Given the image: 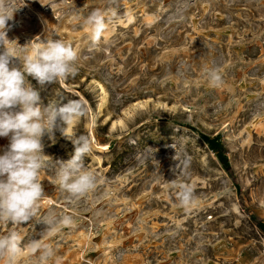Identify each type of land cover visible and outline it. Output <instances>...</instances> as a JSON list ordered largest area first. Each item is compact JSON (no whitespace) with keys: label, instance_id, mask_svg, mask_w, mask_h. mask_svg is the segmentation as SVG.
I'll list each match as a JSON object with an SVG mask.
<instances>
[{"label":"rangeland","instance_id":"1","mask_svg":"<svg viewBox=\"0 0 264 264\" xmlns=\"http://www.w3.org/2000/svg\"><path fill=\"white\" fill-rule=\"evenodd\" d=\"M13 2L21 6L8 21L14 55L49 36L78 50L74 78L26 79L45 106L83 102L87 114L62 135L90 139L84 162L99 177L69 203L56 172L74 146L58 131L42 137L38 213L21 225L0 222V235L22 237L14 264H35L33 239L53 247L51 264H264V0ZM95 8L110 18L98 44L84 23ZM212 68L222 77L215 87ZM8 143L0 137V154ZM185 179L197 196L188 208L172 185ZM49 212L73 224L46 230Z\"/></svg>","mask_w":264,"mask_h":264},{"label":"clouds","instance_id":"2","mask_svg":"<svg viewBox=\"0 0 264 264\" xmlns=\"http://www.w3.org/2000/svg\"><path fill=\"white\" fill-rule=\"evenodd\" d=\"M113 3L115 0H109V5ZM20 7H16L13 0H0V48L3 49L0 51V137L9 139L0 154V222L16 225L37 215L38 202L45 195L40 179V170L44 166L42 156H45L42 137L54 136L56 131L62 135L69 125L87 114L79 99H68L67 102L53 99L43 105L39 90L27 81L26 75L40 86L74 78L79 71L76 66L78 50L49 36L46 42L39 40L35 47L30 45L31 41L24 46L17 44L22 55H14L15 49L6 47V42H11L7 38L8 21ZM115 15L113 12L112 17ZM109 19L101 8L93 9L84 17L94 44H98L107 31ZM208 77L213 87L222 83L218 68L210 69ZM62 136L73 144L74 153L67 161H58L56 176L59 187L68 194L71 203L94 191L99 177L84 162L92 152L90 139L76 132ZM151 155L154 158V152ZM179 164L182 175L187 177L190 158L185 157ZM172 185L181 206L188 208L197 199L194 185L187 179L181 183L172 181ZM40 222L46 230H52L57 224L71 226L73 217L65 214L57 218L55 213L49 212ZM28 247L33 254L38 253L35 264H51L55 256L51 245L33 239ZM21 251L22 237L18 232L0 235V259L5 264H14Z\"/></svg>","mask_w":264,"mask_h":264},{"label":"trees","instance_id":"3","mask_svg":"<svg viewBox=\"0 0 264 264\" xmlns=\"http://www.w3.org/2000/svg\"><path fill=\"white\" fill-rule=\"evenodd\" d=\"M212 142V141H211ZM210 142V143H211ZM221 160H222V163L224 164V168L225 170L228 172V173H231V166L229 165L228 161H227V157L226 155H221Z\"/></svg>","mask_w":264,"mask_h":264},{"label":"bare ground","instance_id":"4","mask_svg":"<svg viewBox=\"0 0 264 264\" xmlns=\"http://www.w3.org/2000/svg\"><path fill=\"white\" fill-rule=\"evenodd\" d=\"M121 121V120H120ZM115 124V122L112 123V126Z\"/></svg>","mask_w":264,"mask_h":264}]
</instances>
